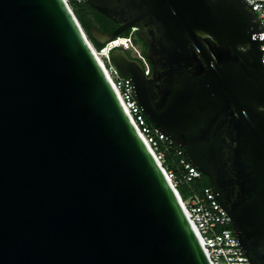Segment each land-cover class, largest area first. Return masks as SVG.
Masks as SVG:
<instances>
[{
  "label": "water",
  "instance_id": "obj_1",
  "mask_svg": "<svg viewBox=\"0 0 264 264\" xmlns=\"http://www.w3.org/2000/svg\"><path fill=\"white\" fill-rule=\"evenodd\" d=\"M83 1L101 46L139 27L150 75L111 60L264 264V0ZM0 264H211L64 0H0Z\"/></svg>",
  "mask_w": 264,
  "mask_h": 264
},
{
  "label": "built area",
  "instance_id": "obj_2",
  "mask_svg": "<svg viewBox=\"0 0 264 264\" xmlns=\"http://www.w3.org/2000/svg\"><path fill=\"white\" fill-rule=\"evenodd\" d=\"M64 1L71 8V2H80L82 0ZM245 1L252 5L256 0ZM252 8L264 26V1H256ZM138 30V26H133L128 30L126 36L116 37L100 48H95L90 41L89 43L124 110L156 160L163 167L164 153L160 149V145L161 143L173 142L148 122L147 117L135 101L130 78L120 74L110 57V53L114 48H123L131 57L141 63L144 74L146 76L150 75L152 66L145 56L142 46L136 41ZM263 37L264 31L260 32V39H264ZM261 49H264V44H261ZM262 62L264 63V52L262 54ZM176 155L179 157L184 156L180 148L176 150ZM180 163L185 170L184 181L190 182L195 178H199L202 174L186 160L185 156L180 160ZM163 170L174 189L179 193L176 188L174 172L166 170L164 167ZM179 197L211 264H250L241 246L237 243V237L232 228L229 227L231 223L227 212L218 204L214 197L212 187H205L199 194H192L187 199H182L180 194Z\"/></svg>",
  "mask_w": 264,
  "mask_h": 264
},
{
  "label": "trees",
  "instance_id": "obj_3",
  "mask_svg": "<svg viewBox=\"0 0 264 264\" xmlns=\"http://www.w3.org/2000/svg\"><path fill=\"white\" fill-rule=\"evenodd\" d=\"M70 6L74 15L85 31L89 41L95 48H100L101 45L98 44L94 39H92L88 30L89 26H93L102 32L110 33L118 28V25L115 22L97 12L83 0L80 2L73 1L71 2ZM127 34L128 31L122 32L119 37L126 36ZM136 41L142 46L145 52L146 46L138 37V32L136 33ZM160 149L164 153V160L162 165L166 170H171L174 172L176 178V188L182 199H187L192 194H199L205 187H211L208 177L204 174H201L199 178H195L190 182L184 181L183 177L185 174V170L180 163V160L183 159L184 156L179 157L176 155V150H178L179 147L174 143H161ZM229 227L232 228L231 225Z\"/></svg>",
  "mask_w": 264,
  "mask_h": 264
}]
</instances>
